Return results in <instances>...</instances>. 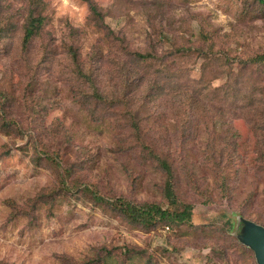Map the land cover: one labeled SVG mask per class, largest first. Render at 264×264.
Instances as JSON below:
<instances>
[{
  "label": "rangeland",
  "instance_id": "374dc122",
  "mask_svg": "<svg viewBox=\"0 0 264 264\" xmlns=\"http://www.w3.org/2000/svg\"><path fill=\"white\" fill-rule=\"evenodd\" d=\"M89 1L102 22L84 0H0V153L9 151L0 157V264H255L240 240L256 231L236 217L264 228V69L252 62L264 54V7L255 0ZM29 17L43 23L24 44ZM67 46L105 99L95 109L79 100ZM124 49L169 56L161 98L146 96L149 80L126 82V68L133 70ZM241 66L262 95L224 101L221 91ZM137 107L158 115L147 128L168 149L177 196L192 206L191 226L132 224L83 186L110 200L164 202L163 174L129 151L128 113ZM34 143L79 170L64 176ZM211 153L220 168L209 164ZM56 172L74 185L70 191L57 187Z\"/></svg>",
  "mask_w": 264,
  "mask_h": 264
},
{
  "label": "trees",
  "instance_id": "16d2710c",
  "mask_svg": "<svg viewBox=\"0 0 264 264\" xmlns=\"http://www.w3.org/2000/svg\"><path fill=\"white\" fill-rule=\"evenodd\" d=\"M88 3L90 14L92 18L96 21V23H100L103 21V14L100 13L97 6L94 5L89 0H84ZM255 2L260 6L264 7V0H255ZM35 15L34 11L32 12V16ZM41 15L40 13L38 16ZM43 23L42 17H29L27 20V25L24 29V37H23V43L27 44L31 41V39L34 37L37 32H39L41 25ZM70 36H75V32L72 33ZM123 47L122 45H120ZM126 48V47H124ZM184 51V52H194L195 49H192L191 47H179L178 50ZM69 64V76L71 79V82L73 85H78L79 87V100H81V103L83 106L88 109H95V105H98L99 103L104 104L105 99H103L102 95L98 92V89L95 84V79L91 77L90 74H88L84 69H81L79 66V61L77 59L76 50L72 46H67L66 51ZM125 56L128 58L131 69L133 72H131L130 69L126 68L127 73L125 75L126 82L129 81L130 78H135L138 76V80L140 81V84H142L145 80L151 81L150 87L144 89L146 91V96L150 97L152 99H159L161 98V95L166 93V91L163 90V87L160 86L159 77L163 74L170 75V70L166 67L167 58L169 56L166 53H160L158 54L155 50H150L146 52H140V51H128L124 49ZM201 55H203V52L201 50H198ZM204 56V55H203ZM206 56L208 57V53H206ZM225 61H227L226 58H224ZM252 62L259 63L261 67H257L256 71L261 72L264 69V54L256 55L254 58H252ZM225 70V73L228 77L231 76L232 70L230 69V65H223ZM246 67L241 66L239 68L240 74L237 76H232L230 79V85L223 91H221V94L224 95V101L229 100H240L243 101L246 99L245 93L248 91L247 94L251 92L259 91V95H262V91L260 90V86H257L255 83L250 84L245 81L242 73L245 70ZM81 69V70H80ZM166 69V73L165 70ZM200 79L198 80V82ZM140 87V85H138ZM200 89L202 86L199 87ZM106 94L107 91H106ZM109 95V94H108ZM242 95V96H240ZM109 97H111L109 95ZM220 97V96H219ZM262 98V97H261ZM260 98V99H261ZM112 99V98H111ZM259 99V101H260ZM89 102L93 105L89 107ZM111 105L114 106V102L109 101ZM264 103V101H263ZM186 107V106H185ZM145 110V109H144ZM140 107H137L135 110H133L131 113L127 110H125L128 113L129 120V126H130V140L133 141V144H131V147L129 148V151L131 153L138 151V157L141 162H148L149 164H153L155 168H157L165 177V182L162 187V198L164 202L162 203H154V202H142L138 203L132 200H128L123 197H115L113 199H107L103 197L98 189H89L87 186L83 185L85 190L90 194L93 202H95L97 205H103L107 206L108 208H114L120 215H122L125 219H127L130 223L136 224V225H145V226H162V227H170V228H177L180 225L185 226H191V220H192V206L190 204L185 203L182 201L175 191V178H174V170H173V164L171 163V158L168 155V149L161 145V142H159L158 137L154 138L150 135L149 131H151V128H147V125L152 123L153 121H157L156 116L158 115H148L146 110L144 111ZM264 127V125H262ZM157 127H153L155 130ZM264 130V128H263ZM157 132V130H156ZM30 136V135H29ZM186 140V138H184ZM226 144H228L226 142ZM36 143H34L33 150L37 149ZM39 149V147H38ZM36 150L38 156L41 154H44V158L54 164V167L60 170V172L64 176L72 177L75 175V173L79 170L75 163H71V165H66L64 161L61 159V157L53 154H50L44 150ZM8 150L0 153V157L2 154H8ZM45 152V153H43ZM135 155V154H133ZM263 155V154H262ZM208 161L209 164L213 165L214 167L220 168L223 164V161L221 159H216L215 155L213 153L208 154ZM137 157V158H138ZM231 159V157H229ZM228 163H232L231 160L228 161ZM264 165V163H263ZM262 165L261 171L264 172V166ZM57 171V170H56ZM59 172H56L58 178H59V186L61 190L70 191V189L73 188V184L70 185L66 182L65 177L61 176ZM61 174V175H62ZM68 184V185H66ZM69 186V188H68ZM54 187L49 192L52 194H55L57 192L58 188ZM79 187H76V191ZM237 219L241 218L243 220H246L242 217H236ZM250 221L251 220H246ZM254 223V222H252ZM256 224V223H254ZM258 225V224H257ZM262 227V226H261ZM263 228V227H262ZM264 229V228H263ZM90 262L87 264H95L97 262L96 259H90Z\"/></svg>",
  "mask_w": 264,
  "mask_h": 264
},
{
  "label": "water",
  "instance_id": "95a60500",
  "mask_svg": "<svg viewBox=\"0 0 264 264\" xmlns=\"http://www.w3.org/2000/svg\"><path fill=\"white\" fill-rule=\"evenodd\" d=\"M239 221L247 225L246 231H256V234L253 233L255 236L250 240V233L248 232V234L244 236V240H238L253 252L255 264H264V229L261 226H257L241 218H239Z\"/></svg>",
  "mask_w": 264,
  "mask_h": 264
},
{
  "label": "clouds",
  "instance_id": "9594fccd",
  "mask_svg": "<svg viewBox=\"0 0 264 264\" xmlns=\"http://www.w3.org/2000/svg\"><path fill=\"white\" fill-rule=\"evenodd\" d=\"M67 6L68 7H73L72 5H67ZM79 11H80V14L83 15V11H84L83 8H81Z\"/></svg>",
  "mask_w": 264,
  "mask_h": 264
}]
</instances>
